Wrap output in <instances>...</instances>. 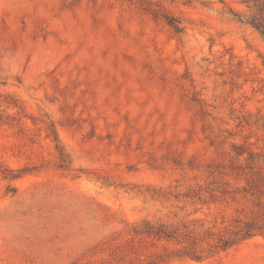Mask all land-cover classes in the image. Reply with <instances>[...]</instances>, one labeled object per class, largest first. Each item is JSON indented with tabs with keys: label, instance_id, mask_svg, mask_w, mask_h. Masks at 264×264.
<instances>
[{
	"label": "rangeland",
	"instance_id": "1",
	"mask_svg": "<svg viewBox=\"0 0 264 264\" xmlns=\"http://www.w3.org/2000/svg\"><path fill=\"white\" fill-rule=\"evenodd\" d=\"M257 20L264 0H0V264H264V231L224 245L246 214L214 190L264 175Z\"/></svg>",
	"mask_w": 264,
	"mask_h": 264
},
{
	"label": "trees",
	"instance_id": "2",
	"mask_svg": "<svg viewBox=\"0 0 264 264\" xmlns=\"http://www.w3.org/2000/svg\"><path fill=\"white\" fill-rule=\"evenodd\" d=\"M168 22L177 30H180L173 17L169 18ZM255 26L264 34V25L261 21L257 20ZM243 169L245 168L241 165L232 167V170H239V172ZM250 172L246 185L242 187H232L228 182H225L221 184L222 186H218L221 189H214L220 192L224 199L229 198L233 202L241 203L239 209L246 214L245 217L234 219V237L224 239V245H228L233 239L240 236L247 237L264 231V175L258 171L253 172L250 170ZM242 200L244 201L242 202ZM220 239L221 241L223 240L222 238Z\"/></svg>",
	"mask_w": 264,
	"mask_h": 264
}]
</instances>
